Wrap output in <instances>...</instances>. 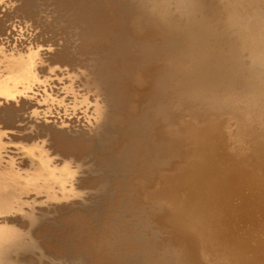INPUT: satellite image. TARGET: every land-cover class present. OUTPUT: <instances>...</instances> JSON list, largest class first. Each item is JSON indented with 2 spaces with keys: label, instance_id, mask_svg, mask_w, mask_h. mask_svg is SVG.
Listing matches in <instances>:
<instances>
[{
  "label": "rangeland",
  "instance_id": "obj_1",
  "mask_svg": "<svg viewBox=\"0 0 264 264\" xmlns=\"http://www.w3.org/2000/svg\"><path fill=\"white\" fill-rule=\"evenodd\" d=\"M0 7V262L188 264L169 218L170 165L196 149L190 134L200 120L227 121L230 113L237 120L255 106L257 118L247 122L264 134V0H0ZM206 62L230 67L229 78L198 74ZM204 81L213 84L197 90ZM62 133L79 143L60 145Z\"/></svg>",
  "mask_w": 264,
  "mask_h": 264
},
{
  "label": "bare ground",
  "instance_id": "obj_2",
  "mask_svg": "<svg viewBox=\"0 0 264 264\" xmlns=\"http://www.w3.org/2000/svg\"><path fill=\"white\" fill-rule=\"evenodd\" d=\"M19 5V4H18ZM257 6V5H256ZM1 8V7H0ZM222 8V7H221ZM98 12V11H97ZM104 12V11H103ZM9 15V13H7ZM9 17V16H8ZM29 19V18H28ZM112 19V18H111ZM239 19V18H238ZM3 20V19H2ZM1 20V21H2ZM240 20V19H239ZM249 20V19H248ZM43 22V21H42ZM82 23V22H81ZM100 23V22H99ZM208 23V22H207ZM5 24V20H4ZM18 24V23H17ZM247 25V24H245ZM6 28V25H3ZM241 26V25H239ZM243 26V24H242ZM24 27V26H23ZM129 27V26H128ZM245 27V26H244ZM2 26L0 27V29ZM3 28V29H4ZM7 29V28H6ZM24 29V28H23ZM108 29V28H107ZM112 29V28H111ZM143 29V28H142ZM146 29V28H145ZM150 29V28H149ZM2 30V29H1ZM34 30V29H33ZM148 30V29H147ZM4 31V30H3ZM26 31V30H25ZM196 31V30H195ZM6 32V30H5ZM4 32V33H5ZM12 32V31H11ZM144 32V31H143ZM164 32V31H163ZM2 33V32H1ZM151 33V32H150ZM156 34V33H155ZM15 35V34H14ZM162 36V35H161ZM184 36V35H183ZM124 37V36H123ZM163 38V37H162ZM216 38V37H215ZM12 39H14L12 37ZM43 39V38H42ZM159 39V38H158ZM146 40V39H145ZM4 41V40H3ZM16 41V40H15ZM33 43V42H32ZM130 43V42H129ZM11 44H15L14 42ZM31 44V42H30ZM34 44V43H33ZM38 44V43H37ZM36 44V45H37ZM104 44V43H103ZM137 44V43H136ZM29 45V44H28ZM28 45L26 47H28ZM32 45V44H31ZM41 45V44H40ZM48 45V44H47ZM230 45V44H229ZM4 46V45H3ZM7 46V45H6ZM12 46V45H11ZM18 46V45H17ZM16 46V47H17ZM20 46V44H19ZM30 46V45H29ZM15 47V46H13ZM15 47V48H16ZM21 47V46H20ZM24 46H22L23 48ZM33 47V45H32ZM31 47V48H32ZM124 47V46H123ZM2 48V47H1ZM12 48V47H11ZM18 48V47H17ZM103 48V47H102ZM138 48V47H137ZM13 49V48H12ZM21 49V48H20ZM26 50V48H24ZM33 50V49H32ZM35 50V49H34ZM63 51L62 49H58ZM131 50V49H130ZM7 51V50H6ZM14 51V49H13ZM19 51V48H18ZM17 51V52H18ZM24 51V50H23ZM22 51V52H23ZM28 51H31V49ZM38 51V50H37ZM40 51V49H39ZM38 51V52H39ZM199 51V50H198ZM26 52V51H25ZM37 52V53H38ZM49 52V51H48ZM36 53V52H35ZM41 53V52H40ZM44 53V52H43ZM56 53V51L54 52ZM175 53V52H174ZM23 54V53H22ZM42 54V53H41ZM60 54V53H59ZM63 53H61L62 55ZM27 55V54H26ZM35 55V54H34ZM30 55V56H34ZM43 55V54H42ZM41 55V56H42ZM53 56V54H51ZM55 55V54H54ZM60 55V57H62ZM65 55V53L63 54ZM29 56V55H28ZM37 56V54H36ZM35 56V60H36ZM51 56V57H52ZM58 56V55H56ZM56 56H53L54 58ZM148 56V55H147ZM27 57V56H26ZM39 57V53H38ZM65 57V56H63ZM81 57V56H80ZM214 57V56H213ZM23 58V57H22ZM119 58V57H118ZM121 58V57H120ZM24 59V58H23ZM31 59V58H30ZM43 59H45L43 57ZM42 59V60H43ZM51 59V58H50ZM38 60V59H37ZM55 60V59H54ZM51 63H55V61ZM44 61V60H43ZM42 61V62H43ZM120 61V60H119ZM31 62V61H30ZM32 62H34L32 60ZM41 62V61H40ZM28 63V62H27ZM107 63V62H105ZM113 63V62H112ZM163 63V62H162ZM40 64V63H39ZM111 64V63H110ZM28 65V64H27ZM34 65V63H33ZM113 65V64H112ZM119 65V64H118ZM158 65V64H157ZM111 66V65H110ZM117 66V65H116ZM30 67V65L28 66ZM27 67V68H28ZM33 67V66H32ZM38 67V66H37ZM40 67V66H39ZM154 67V66H153ZM46 68V67H43ZM55 68V67H54ZM31 69V67H30ZM28 69V70H30ZM36 69V68H35ZM38 69V68H37ZM40 69V68H39ZM52 69V66H51ZM247 69V68H246ZM43 70V69H42ZM50 69H48L49 71ZM230 67L203 63L198 74H216V83H224L230 76ZM55 71V70H54ZM52 71V72H54ZM39 72H44L40 71ZM38 72V73H39ZM57 72V71H56ZM152 72V71H151ZM162 72V71H161ZM45 73V72H44ZM47 73V72H46ZM51 73V72H50ZM105 73V72H104ZM151 74V73H150ZM157 74V73H156ZM34 75V74H33ZM104 75V74H103ZM135 75V74H134ZM179 75V74H178ZM36 76V73H35ZM38 76V75H37ZM71 76V75H70ZM73 76V75H72ZM161 76V75H160ZM74 77V76H73ZM76 77V75H75ZM74 77V78H75ZM96 77V76H95ZM212 77V76H210ZM39 78V77H38ZM46 78V77H45ZM73 78V79H74ZM84 78V77H83ZM82 78V79H83ZM130 78V77H129ZM37 79V78H36ZM76 79V78H75ZM88 80L87 78H84ZM83 79V81H84ZM90 79V78H89ZM170 79V78H169ZM45 80V79H44ZM71 81V78L69 79ZM39 81V80H38ZM41 81V80H40ZM49 81V79H48ZM45 80V83L48 82ZM77 81V80H76ZM74 81V82H76ZM81 80H79L80 82ZM90 81V80H89ZM36 82V81H35ZM86 82V81H85ZM99 82V81H98ZM130 82V81H129ZM156 82V81H155ZM186 82V81H185ZM213 81L198 84L197 90L210 87ZM253 82V81H252ZM41 83V82H40ZM87 83V82H86ZM4 84V83H3ZM37 84V83H36ZM70 84H73L70 82ZM76 84V83H75ZM85 84V83H84ZM177 84V83H176ZM40 85V84H39ZM145 85V84H144ZM12 86V85H11ZM34 86V85H33ZM38 86V85H37ZM72 86V85H71ZM149 86V85H148ZM204 86V87H202ZM68 87V86H67ZM73 84V88H74ZM95 87V86H94ZM137 87V86H135ZM134 87V88H135ZM47 88V87H46ZM156 88V87H155ZM180 88V87H179ZM9 89V88H8ZM74 89H77L74 88ZM73 89V90H74ZM136 89V88H135ZM48 90V89H47ZM67 90V89H66ZM72 90V88H71ZM72 90V91H73ZM78 90V89H77ZM76 90V91H77ZM80 92V90H78ZM140 91V89H139ZM231 91V90H230ZM6 92V91H5ZM60 92V91H59ZM73 91V95H74ZM78 92V94H79ZM146 92V91H145ZM1 93V92H0ZM4 93V92H3ZM77 93V92H76ZM88 93V91L86 92ZM85 93V94H86ZM211 93V92H210ZM83 94V93H82ZM43 95V94H42ZM53 95V94H52ZM77 95V94H75ZM139 95V94H138ZM142 95V94H141ZM165 95V94H164ZM163 95V96H164ZM259 95V94H258ZM44 96V95H43ZM78 96L76 99H78ZM87 96V95H86ZM85 96V99H86ZM236 96V95H235ZM233 96V97H235ZM50 97V96H49ZM84 97V96H81ZM201 97V96H200ZM252 97V96H251ZM263 97V96H262ZM39 98V97H38ZM48 98V97H47ZM73 98V96H72ZM89 98V94H88ZM87 98V101H88ZM92 98V96H91ZM95 98V97H94ZM157 98V97H156ZM258 98V97H257ZM40 99V98H39ZM44 99V98H43ZM54 99V98H52ZM59 99V98H58ZM62 99V98H61ZM60 99V100H61ZM63 99H65L63 97ZM75 99V100H76ZM184 99V98H183ZM225 99V98H224ZM249 100V98H247ZM254 99V98H252ZM59 100V101H60ZM66 100V99H65ZM82 100V98H81ZM97 100V99H96ZM115 100V99H114ZM164 100V99H163ZM233 100V99H232ZM264 100V99H263ZM34 101V100H33ZM43 101V100H42ZM48 101V100H47ZM46 101V102H47ZM84 101V98H83ZM82 101V102H83ZM87 101H84L85 103ZM145 101V100H144ZM168 101V100H167ZM246 101V100H245ZM244 101V102H245ZM262 101V99H261ZM50 102V101H49ZM48 102V103H49ZM52 102V101H51ZM54 102V101H53ZM58 102V101H57ZM90 104V101H88ZM97 102V101H96ZM250 102V101H249ZM252 102H254L252 100ZM29 103V102H28ZM33 103V102H32ZM64 103V102H63ZM62 103V104H63ZM77 103V102H76ZM78 103H81L78 102ZM77 103V104H78ZM99 103V101H98ZM134 103V102H133ZM191 103V101H190ZM232 103V101H231ZM241 103V102H240ZM239 103V104H240ZM247 103V102H246ZM244 104V106L246 105ZM264 104V102H262ZM261 103V104H262ZM52 104V103H51ZM61 104V103H60ZM76 104V105H77ZM82 104V103H81ZM96 104V103H95ZM162 104V103H161ZM234 104V103H233ZM248 104V103H247ZM254 104V103H253ZM260 105V102H258ZM262 104V105H263ZM28 105V104H27ZM32 105V104H30ZM67 105V104H66ZM139 105V104H138ZM197 105V104H196ZM230 105V104H229ZM250 105V104H249ZM248 105V106H249ZM256 105V104H254ZM253 105V106H254ZM29 106V105H28ZM40 106V105H39ZM54 106V105H53ZM58 106V105H57ZM63 106V105H62ZM85 107V104L83 105ZM99 106V105H98ZM101 106V105H100ZM190 106V105H188ZM214 106V104H213ZM247 106V105H246ZM264 106V105H263ZM18 107V106H17ZM186 107V106H185ZM197 107V106H196ZM242 107V106H241ZM255 107V106H254ZM254 107L244 112L229 114L227 121L211 117L193 125L190 138L196 142V149L182 150L180 158L171 162L175 168L173 189H167L168 206L172 208L169 218L176 225V237L184 243L179 255L188 264H264V134L258 131L251 120ZM13 108V107H12ZM19 108V107H18ZM31 108V106H30ZM69 108V107H68ZM89 108V107H87ZM102 108V107H101ZM138 108V107H137ZM229 108V107H228ZM232 108V107H231ZM245 108V107H244ZM260 108V106H259ZM1 109V108H0ZM22 109V107H21ZM49 109V108H48ZM72 109V108H71ZM80 109V108H79ZM95 109V108H94ZM100 109V108H99ZM117 109V108H116ZM195 109V108H194ZM193 109V110H194ZM241 109V108H240ZM36 110V109H35ZM47 110V109H46ZM68 110V109H67ZM98 110V109H97ZM245 110V109H244ZM259 110V109H257ZM4 111V110H3ZM9 112L10 116L12 112ZM23 111V110H22ZM33 111V110H32ZM38 111V110H37ZM102 111V110H101ZM192 111V110H191ZM235 111V110H234ZM264 111V109H263ZM4 112V113H5ZM14 112V110H13ZM20 112V111H19ZM95 114V110H93ZM99 112V111H98ZM185 112V110H184ZM200 112V111H199ZM207 112V111H205ZM204 112V113H205ZM231 112V111H230ZM259 112V111H258ZM2 113V112H1ZM3 113V115H4ZM5 113V115L7 114ZM38 113V112H37ZM101 113V112H99ZM195 113V112H194ZM198 113V112H197ZM254 113L253 117L257 115ZM262 113V109H261ZM264 113V112H263ZM16 114V111L15 113ZM21 114V113H20ZM39 114V113H38ZM169 114V113H168ZM183 114V113H182ZM196 114V113H195ZM208 114V113H207ZM250 114V115H249ZM17 115V114H16ZM98 115V114H97ZM101 115V114H100ZM203 115V114H201ZM259 115V114H258ZM1 116V115H0ZM8 116V114L6 115ZM213 116V115H212ZM264 117V114L262 115ZM2 117V116H1ZM15 117V116H14ZM23 118V116H20ZM19 117V118H20ZM25 117V116H24ZM33 117V116H32ZM35 117V116H34ZM78 117V116H77ZM172 117V116H171ZM199 117V115H198ZM249 117V118H248ZM252 117V120H253ZM4 118V117H3ZM31 118V117H30ZM161 118V117H160ZM222 118V117H221ZM259 118V117H258ZM261 118V117H260ZM21 119V118H20ZM35 119V118H34ZM199 119V118H198ZM263 119V118H262ZM15 120V119H14ZM25 120V119H24ZM32 120V119H31ZM256 120V119H255ZM264 120V119H263ZM176 121V120H175ZM28 122V121H27ZM31 122V121H30ZM194 122V121H193ZM178 123V122H177ZM258 123V122H256ZM34 124V123H33ZM260 124V122H259ZM258 124V125H259ZM27 125V124H26ZM43 125V124H42ZM53 125V124H52ZM236 126L237 131L233 130ZM22 126V125H21ZM31 126V125H30ZM34 126V125H33ZM45 126H47L45 124ZM55 126V125H54ZM23 127V126H22ZM35 127V126H34ZM39 127V126H38ZM44 127V125H43ZM56 127V126H55ZM189 127V126H188ZM24 128V127H23ZM32 128V126H31ZM41 128V127H40ZM48 128H50L48 126ZM53 128V126H52ZM50 128V129H52ZM58 128V127H57ZM260 128V127H259ZM36 129V127H35ZM61 129V128H60ZM59 129V130H60ZM106 129V128H105ZM188 129V128H186ZM48 130V129H47ZM54 130V129H53ZM56 130V129H55ZM54 130V131H55ZM63 130V129H62ZM61 130V131H62ZM70 130V129H69ZM74 130V129H73ZM111 130V129H110ZM164 130V129H163ZM162 130V131H163ZM264 132V129H262ZM261 130V132H262ZM37 131V130H36ZM40 131V130H39ZM38 131V132H39ZM45 131V130H44ZM43 131V132H44ZM52 131V130H51ZM65 131V130H64ZM63 131V132H64ZM68 131V130H67ZM65 131V132H67ZM42 132V133H43ZM50 132V131H49ZM53 132V131H52ZM59 132V131H58ZM70 132V131H69ZM68 132V134H69ZM73 132V131H71ZM70 132V133H71ZM157 132V131H156ZM109 133V132H108ZM164 133V132H163ZM28 134V133H27ZM34 134V133H33ZM75 134V133H74ZM167 134V132H166ZM179 134V133H178ZM183 134V133H182ZM250 135L247 147L246 136ZM25 135V134H23ZM40 135V134H39ZM53 135V133H52ZM60 135V134H59ZM58 136L63 146L69 148L78 141ZM26 136V135H25ZM56 136L53 135V137ZM67 136V134H66ZM168 136V135H167ZM46 137V136H45ZM74 137V136H73ZM76 137V135H75ZM27 138V137H26ZM29 138V137H28ZM32 138V137H31ZM57 137H55L56 139ZM77 138V137H76ZM80 138V137H79ZM184 138V137H183ZM54 139V140H55ZM70 139V140H69ZM74 139V138H73ZM166 140V138H164ZM173 139V138H172ZM57 140V139H56ZM61 140V141H59ZM79 140V139H78ZM186 140V139H185ZM192 140V139H191ZM52 140H50L51 142ZM63 141V142H62ZM164 141V140H163ZM57 142V144H58ZM62 142V143H61ZM84 142V141H83ZM189 142V141H188ZM65 143V144H63ZM146 143V142H145ZM168 143V142H167ZM65 145V146H68ZM72 144V145H71ZM81 144V143H80ZM191 144V143H190ZM84 145V144H83ZM147 145V144H146ZM187 146V145H186ZM180 147V146H179ZM184 147V145L182 146ZM65 148V147H64ZM68 148V147H67ZM109 150V149H108ZM167 150V148H166ZM170 150V149H169ZM184 151V152H183ZM144 152V151H143ZM65 155V154H64ZM164 156V155H162ZM39 160V159H38ZM162 162V161H161ZM33 163V162H32ZM44 163V162H43ZM52 165V164H51ZM61 165V164H60ZM141 165V164H140ZM164 165V164H163ZM50 168V167H49ZM67 168V167H66ZM171 168V167H170ZM169 168V169H170ZM171 168V169H172ZM69 169V168H68ZM48 171V170H47ZM46 171V173H47ZM51 171V170H50ZM60 171V170H59ZM39 172V171H37ZM52 172V171H51ZM14 173V172H13ZM36 173V172H34ZM42 173V171H41ZM38 174V173H37ZM51 175V173H49ZM55 174V173H54ZM161 174V173H160ZM43 175V174H42ZM14 175H12L13 177ZM36 176V175H35ZM48 176V175H47ZM55 176V175H54ZM162 176V175H161ZM44 177V176H43ZM56 177V176H55ZM165 177V176H163ZM50 178V177H49ZM53 178V177H52ZM50 178V179H52ZM41 179V177H40ZM66 179V178H65ZM43 180V179H42ZM46 180V179H45ZM158 180V179H157ZM167 180V178H166ZM7 181V180H6ZM114 181V180H113ZM112 181V182H113ZM10 182V181H9ZM151 182V181H150ZM81 183V182H80ZM28 184V183H27ZM26 184V185H27ZM146 185V184H145ZM154 185V184H153ZM150 186V185H149ZM148 186V187H149ZM155 186V185H154ZM25 187V186H24ZM168 187V186H167ZM152 188V187H151ZM11 189V188H10ZM144 189V188H143ZM17 190V189H16ZM159 190V189H158ZM161 190V189H160ZM15 191V190H14ZM40 191V190H39ZM166 191V190H165ZM13 192V191H12ZM164 192V191H163ZM14 193V192H13ZM156 193V192H155ZM154 193V194H155ZM159 193V192H158ZM4 195V194H3ZM156 195V194H155ZM159 195V194H158ZM152 196V195H151ZM157 196V195H156ZM166 196V195H165ZM154 198V196H153ZM148 199V198H147ZM158 199V198H156ZM157 201V200H156ZM69 208V207H68ZM119 208V207H118ZM137 209V208H136ZM124 211V210H123ZM167 211V210H166ZM164 217V216H163ZM108 218V217H107ZM156 219V218H155ZM164 219V218H163ZM169 222V221H168ZM9 224V223H8ZM115 225V224H114ZM146 227V226H145ZM2 228V226H1ZM117 228V227H116ZM162 228V227H161ZM172 228V227H171ZM3 229V228H2ZM133 230V229H132ZM168 230V229H167ZM5 231V230H2ZM6 232V231H5ZM4 233V232H2ZM8 232H6L7 234ZM11 233H14L13 231ZM10 233V234H11ZM18 233V232H17ZM1 234V233H0ZM5 234V233H4ZM15 235V234H14ZM2 236V235H1ZM5 236V235H3ZM7 236V235H6ZM12 236V235H11ZM5 238V237H4ZM3 238V239H4ZM148 239V238H147ZM2 240V237H1ZM5 240V239H4ZM7 240V238H6ZM9 240V239H8ZM1 242V241H0ZM3 242V241H2ZM1 242V243H2ZM163 242V241H162ZM172 242V241H171ZM5 243V242H4ZM9 245L13 244L8 241ZM168 243V242H167ZM93 244V243H92ZM8 245V247H9ZM7 246V245H5ZM179 246V245H178ZM1 247V246H0ZM4 247V246H3ZM7 247V250H8ZM85 247V246H84ZM125 247V246H124ZM152 247V246H151ZM2 248V247H1ZM0 248V249H1ZM4 249V248H3ZM2 250V249H1ZM6 250V249H5ZM3 250V251H5ZM128 250V249H127ZM3 251L0 252L4 253ZM7 252V251H6ZM149 253V252H148ZM159 253V252H158ZM161 253V252H160ZM164 254V253H163ZM4 255V254H3ZM157 255V254H156ZM4 258V257H2ZM120 258V257H119ZM128 259V257H127ZM4 260V259H3ZM1 261V260H0ZM155 261V260H154ZM3 264V262H0ZM5 264V261H4Z\"/></svg>",
  "mask_w": 264,
  "mask_h": 264
}]
</instances>
